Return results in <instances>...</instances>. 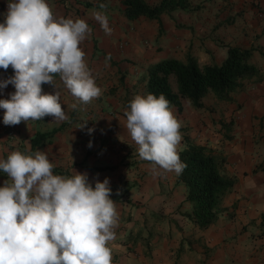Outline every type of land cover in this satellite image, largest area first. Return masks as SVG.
I'll use <instances>...</instances> for the list:
<instances>
[{
  "label": "crops",
  "instance_id": "1",
  "mask_svg": "<svg viewBox=\"0 0 264 264\" xmlns=\"http://www.w3.org/2000/svg\"><path fill=\"white\" fill-rule=\"evenodd\" d=\"M144 1L152 5L159 0ZM188 2V8L158 18L130 19L123 0H49L56 17L83 18L92 29L80 47L102 95L79 103L55 74L68 118L22 121L9 126L13 135L4 128L5 110L0 109V159L13 151L34 154L39 149L55 164L54 174L71 176L75 169L87 173L93 185L96 179H110L119 213L116 238L109 242L112 264H264V0ZM102 3L106 8H99ZM6 10L7 0H0V13ZM95 11L107 15L110 34L95 20ZM229 46L251 49L256 66L239 90L228 93L231 99L207 91L201 107L186 98L182 111L171 106L182 125L177 151L188 144L212 149L223 159L222 173L234 180L221 196V213L199 229L184 215L192 205L179 174L154 171L153 162L139 157L124 110L135 95L148 94L144 75L150 64L190 56L200 64L220 63ZM13 74L11 66L0 68V79ZM42 87L57 91L52 84ZM13 91L9 84L0 98ZM85 121L86 127L79 128ZM88 128L95 131L89 134ZM39 133L47 136L33 146ZM5 180L7 174L0 171V186Z\"/></svg>",
  "mask_w": 264,
  "mask_h": 264
},
{
  "label": "clouds",
  "instance_id": "2",
  "mask_svg": "<svg viewBox=\"0 0 264 264\" xmlns=\"http://www.w3.org/2000/svg\"><path fill=\"white\" fill-rule=\"evenodd\" d=\"M0 15V68L11 66L14 72L0 79V92L9 84L15 88L9 98H0L4 125L46 116L66 120L55 74L79 103L102 95L80 47L92 31L86 20L56 17L49 0H7ZM93 15L110 34L107 15ZM43 84L57 91L45 92ZM124 119L141 159L153 162L154 171L182 173L186 164L177 151L182 125L164 94L135 95ZM54 167L39 149L34 154L13 151L0 159V171L9 178L0 186V264H112L109 242L116 238L119 213L110 179H96L93 185L87 173L54 174Z\"/></svg>",
  "mask_w": 264,
  "mask_h": 264
},
{
  "label": "trees",
  "instance_id": "3",
  "mask_svg": "<svg viewBox=\"0 0 264 264\" xmlns=\"http://www.w3.org/2000/svg\"><path fill=\"white\" fill-rule=\"evenodd\" d=\"M123 4L125 15L130 19L139 16L158 18L162 13L189 7L188 0H159L152 5L144 0H123ZM251 55V49L229 46L226 57L220 63L200 64L192 56L186 61L163 58L147 68L144 75L147 92L157 96L164 94L170 101V107L176 106L179 112L183 109L182 98L198 108L207 91L230 100L228 93L239 90L242 80L256 72ZM45 136V133L37 134L33 146ZM178 154L186 164L178 179L186 186L187 200L192 205L191 212L184 215L195 227L205 229L223 210L221 196L233 185L234 180L222 173L223 159L216 157L213 150L206 146L188 144Z\"/></svg>",
  "mask_w": 264,
  "mask_h": 264
},
{
  "label": "built area",
  "instance_id": "4",
  "mask_svg": "<svg viewBox=\"0 0 264 264\" xmlns=\"http://www.w3.org/2000/svg\"><path fill=\"white\" fill-rule=\"evenodd\" d=\"M4 128L8 130V132H9L10 135H13L14 134V129L13 128H11V127H9L7 125H4Z\"/></svg>",
  "mask_w": 264,
  "mask_h": 264
},
{
  "label": "rangeland",
  "instance_id": "5",
  "mask_svg": "<svg viewBox=\"0 0 264 264\" xmlns=\"http://www.w3.org/2000/svg\"><path fill=\"white\" fill-rule=\"evenodd\" d=\"M188 101V100H187ZM181 150V149H180Z\"/></svg>",
  "mask_w": 264,
  "mask_h": 264
}]
</instances>
